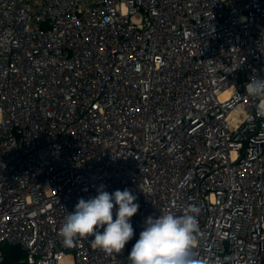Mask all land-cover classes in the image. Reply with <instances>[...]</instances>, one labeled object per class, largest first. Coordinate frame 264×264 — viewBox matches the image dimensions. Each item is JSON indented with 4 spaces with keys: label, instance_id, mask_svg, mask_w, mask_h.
Here are the masks:
<instances>
[{
    "label": "built area",
    "instance_id": "1",
    "mask_svg": "<svg viewBox=\"0 0 264 264\" xmlns=\"http://www.w3.org/2000/svg\"><path fill=\"white\" fill-rule=\"evenodd\" d=\"M253 79L264 0H0V264H129L148 216L191 205L199 264H264ZM100 185L138 198L120 253L59 235Z\"/></svg>",
    "mask_w": 264,
    "mask_h": 264
},
{
    "label": "clouds",
    "instance_id": "2",
    "mask_svg": "<svg viewBox=\"0 0 264 264\" xmlns=\"http://www.w3.org/2000/svg\"><path fill=\"white\" fill-rule=\"evenodd\" d=\"M246 91L258 101L257 116L264 117V79H253ZM97 193L88 200L79 199L75 211L66 216L59 235L65 246H72L78 237L91 236L94 247L108 254L120 253L134 235L130 220L138 212V198L127 188L109 193L103 185ZM198 212L191 205L183 215L165 212L158 217L148 216L129 253V264H199L192 252Z\"/></svg>",
    "mask_w": 264,
    "mask_h": 264
},
{
    "label": "trees",
    "instance_id": "3",
    "mask_svg": "<svg viewBox=\"0 0 264 264\" xmlns=\"http://www.w3.org/2000/svg\"><path fill=\"white\" fill-rule=\"evenodd\" d=\"M5 250V263L10 264L14 261H16L21 256V250L19 246L12 245V244H6L4 246Z\"/></svg>",
    "mask_w": 264,
    "mask_h": 264
},
{
    "label": "rangeland",
    "instance_id": "4",
    "mask_svg": "<svg viewBox=\"0 0 264 264\" xmlns=\"http://www.w3.org/2000/svg\"><path fill=\"white\" fill-rule=\"evenodd\" d=\"M6 245V244H5Z\"/></svg>",
    "mask_w": 264,
    "mask_h": 264
}]
</instances>
